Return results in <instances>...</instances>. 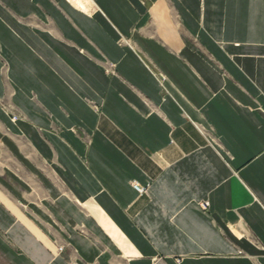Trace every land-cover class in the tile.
<instances>
[{"label":"crops","instance_id":"0c3cea01","mask_svg":"<svg viewBox=\"0 0 264 264\" xmlns=\"http://www.w3.org/2000/svg\"><path fill=\"white\" fill-rule=\"evenodd\" d=\"M0 264H264V0H0Z\"/></svg>","mask_w":264,"mask_h":264},{"label":"rangeland","instance_id":"374dc122","mask_svg":"<svg viewBox=\"0 0 264 264\" xmlns=\"http://www.w3.org/2000/svg\"><path fill=\"white\" fill-rule=\"evenodd\" d=\"M105 69H106V71L109 72L110 74H113V73L116 72L115 65H114L112 62L108 61V60L105 61ZM6 108H8V109L10 110L9 112L12 113V119H13L14 121L18 120V118H19V114H17L15 111H13L12 109H10V108L7 107V106H6ZM145 193H146V192H145ZM145 193H144V194H145ZM144 194H141V195L139 194V195H140V196H143ZM175 259H176V262H181L182 257H177V258H175Z\"/></svg>","mask_w":264,"mask_h":264},{"label":"built area","instance_id":"2783aa9c","mask_svg":"<svg viewBox=\"0 0 264 264\" xmlns=\"http://www.w3.org/2000/svg\"><path fill=\"white\" fill-rule=\"evenodd\" d=\"M132 184H133L134 189L138 192V194L141 195V194H144L146 192V187L145 186H142L140 183L133 182ZM201 206L203 208H207L209 206V203L208 202H203L201 204ZM60 249L62 250L63 247H60Z\"/></svg>","mask_w":264,"mask_h":264}]
</instances>
